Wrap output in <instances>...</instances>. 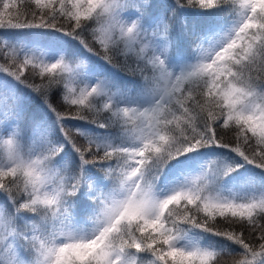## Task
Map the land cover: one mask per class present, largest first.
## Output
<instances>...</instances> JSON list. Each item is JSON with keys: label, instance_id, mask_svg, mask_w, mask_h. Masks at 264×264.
Here are the masks:
<instances>
[{"label": "snow or ice", "instance_id": "snow-or-ice-1", "mask_svg": "<svg viewBox=\"0 0 264 264\" xmlns=\"http://www.w3.org/2000/svg\"><path fill=\"white\" fill-rule=\"evenodd\" d=\"M0 264H264V0H0Z\"/></svg>", "mask_w": 264, "mask_h": 264}, {"label": "trees", "instance_id": "trees-1", "mask_svg": "<svg viewBox=\"0 0 264 264\" xmlns=\"http://www.w3.org/2000/svg\"><path fill=\"white\" fill-rule=\"evenodd\" d=\"M53 102L55 103V98H54Z\"/></svg>", "mask_w": 264, "mask_h": 264}]
</instances>
